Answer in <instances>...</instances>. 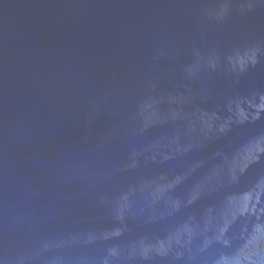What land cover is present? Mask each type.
Here are the masks:
<instances>
[{
    "label": "water",
    "instance_id": "1",
    "mask_svg": "<svg viewBox=\"0 0 264 264\" xmlns=\"http://www.w3.org/2000/svg\"><path fill=\"white\" fill-rule=\"evenodd\" d=\"M0 264H264V0H0Z\"/></svg>",
    "mask_w": 264,
    "mask_h": 264
}]
</instances>
